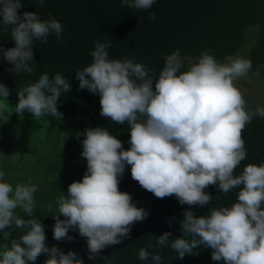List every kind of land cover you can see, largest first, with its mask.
Here are the masks:
<instances>
[{
  "label": "clouds",
  "instance_id": "obj_1",
  "mask_svg": "<svg viewBox=\"0 0 264 264\" xmlns=\"http://www.w3.org/2000/svg\"><path fill=\"white\" fill-rule=\"evenodd\" d=\"M37 2L43 4L44 0ZM154 3L121 0L122 6L143 10ZM21 7V0H0V27L11 26L14 41L11 48L0 46V53L13 66L7 71L31 74L34 40L45 43L50 34L61 38L63 25L56 19L42 20L37 12L20 14ZM155 18L154 13L149 14V19ZM110 47V40L96 42L92 62L75 75L79 89L99 95L100 116L116 124L127 123L130 147L125 150L122 141L105 127L84 130L80 155L87 169L80 181L68 185L67 195L56 201L59 215L52 216L53 239L71 240L68 233L76 230L86 240L88 259L95 260L104 248L128 237L133 224L148 215L133 203L130 193L119 190L125 168L130 166L131 178L141 188L159 199L175 196L189 209L210 203L212 197L204 191L209 186H218L222 193L242 186L237 202L230 207L213 208L209 215L201 216L184 211L182 235L169 239L172 233L166 231L157 244L163 249L171 240L170 247L180 259L207 247L212 250L211 259L223 264H264V163L248 164L234 176L247 154L242 131L254 117H264V107L246 109L234 84L248 74L251 60L228 57L226 63H219L205 50L181 71L184 61L176 49L153 80L146 64L129 58L110 59L106 51ZM70 91L68 79L60 72L52 77L44 73L17 92L13 112L20 117L28 112L35 118L50 115L59 119L58 101L62 93ZM9 95L10 90L0 83V97ZM4 177L5 172L0 171V231H25L19 241L13 239L10 248L0 251V264H35L41 254L48 257L44 264H83L78 253L48 246L40 220H25L16 214L19 208L32 217L37 186L23 183L13 188ZM48 207L51 209V203ZM138 258L161 264L160 253L145 248L139 250Z\"/></svg>",
  "mask_w": 264,
  "mask_h": 264
},
{
  "label": "trees",
  "instance_id": "obj_2",
  "mask_svg": "<svg viewBox=\"0 0 264 264\" xmlns=\"http://www.w3.org/2000/svg\"><path fill=\"white\" fill-rule=\"evenodd\" d=\"M21 4L20 14L37 12L42 20L56 19L63 25V30L59 39L50 34L45 43L34 40V71L31 74L7 71L13 66L0 53V83L10 90L7 97L9 111H0L2 119L21 118L13 112L18 102L17 92L37 81L40 75L48 73L52 77L57 72L71 85V91L62 93L58 101L57 109L62 117L85 118L84 123L72 126L89 127L105 119L100 116L99 95L79 89L75 73L92 62L91 51L95 43L106 40L112 43V47L106 49L110 59L129 58L146 64L153 80L163 69L165 58L176 49L180 50L184 61L181 71H186L205 50L214 55L219 63H226L228 57L237 58L249 46L247 55L252 62L249 73L264 82V67H261L264 66V0H155L146 10L122 6L121 0H44L43 4H38L37 0H21ZM150 13H154L156 18L149 19ZM10 27H0V46L4 49L14 46ZM255 28L258 34L253 39L249 31ZM246 109L255 108L246 102ZM23 117L32 115L25 112ZM242 139L247 154L234 170V176L241 174L248 164L259 166L264 163V117L256 116L246 124ZM127 170L124 177L128 184ZM240 187L222 193L218 186H209L204 191L212 197L210 203L202 207L192 206L191 209L188 205L179 204L175 196L159 199L146 191L145 200L135 205L143 208L148 213L147 217L134 223L128 237L123 238L120 244L104 248L95 260L88 259L86 240L80 237L78 231H69L68 235L73 237L71 240L53 239L55 221L52 216L55 212L52 207L49 209L34 199L32 217L19 208L16 214L25 220H40L48 246L55 245L64 253L69 250L78 253L83 264H152L151 258L147 262L138 258L141 248L153 254L159 252L161 264H223L211 259L212 250L207 247L194 249V254H186L180 259L170 247L171 240L161 249L157 238L166 231L172 233L169 239L180 237V222L186 210L201 216L209 215L213 208L230 207L237 202ZM24 231H0V251L5 246L10 248L13 239L19 241ZM5 232L11 234L6 236ZM47 258L46 254H41L35 264H44Z\"/></svg>",
  "mask_w": 264,
  "mask_h": 264
},
{
  "label": "rangeland",
  "instance_id": "obj_3",
  "mask_svg": "<svg viewBox=\"0 0 264 264\" xmlns=\"http://www.w3.org/2000/svg\"><path fill=\"white\" fill-rule=\"evenodd\" d=\"M254 39L257 28L249 31ZM246 46L243 54L237 57L249 59ZM249 72L238 78L234 84L241 91L245 101L253 108L264 107V82ZM0 111H9L7 98L0 97ZM84 123L85 118L61 117L44 118L21 117L16 120L0 118V171L5 172L4 182L13 188L16 184H35L37 192L34 199L46 207L51 203L56 215V201L61 195H67L68 185L80 181L87 169L86 160L80 155L82 151L81 135L86 128L105 127L117 139L122 141L123 148L129 145V126L111 122L107 118L97 121L93 126H72ZM129 178L120 179L119 190L132 195L133 203H140L147 196L138 182L131 178L130 166L125 170ZM125 172V171H124ZM51 184H53L51 186ZM64 219V217H60Z\"/></svg>",
  "mask_w": 264,
  "mask_h": 264
}]
</instances>
